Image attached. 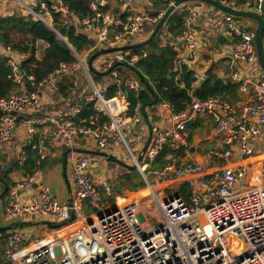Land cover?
<instances>
[{
    "label": "built area",
    "instance_id": "2783aa9c",
    "mask_svg": "<svg viewBox=\"0 0 264 264\" xmlns=\"http://www.w3.org/2000/svg\"><path fill=\"white\" fill-rule=\"evenodd\" d=\"M142 1L150 6L165 2L167 7L154 14L133 6L134 0H91V14L79 18L63 0H13L24 15L57 32L67 42L76 61L61 63L36 84L34 76H30L36 87L29 90L25 72L22 73L20 56L23 55L0 43V51L6 55L11 68L10 76L20 86L19 92L0 97V147L10 143L19 125L24 123V146L37 140L38 162L46 161L51 144L60 140L70 150L71 171V193L65 201L57 198L37 170L11 181L5 215L16 225L35 218H53L56 224L65 226L72 221L74 213L73 221L83 224L74 235L48 241L34 238L24 226L6 233L0 231V249L5 246L9 264H264V167L257 168L248 162L229 165L233 158L252 156L256 140L264 138V72L233 71L232 81L249 86L252 91L253 98L242 105H234L216 95L202 99L193 92H189L191 101L181 111H174L169 103L161 102L168 122L162 125L150 120L152 138L139 161L135 150H140V132L148 123L140 104L129 114L127 98L128 90L139 92L145 86L132 70L139 55L132 53L133 49L101 55L98 65L93 62L95 71L101 75L96 79L87 56L79 54L56 28L55 15H58L64 25L90 34L94 38L91 52L121 47L136 43L135 37L149 30L152 32L166 10L175 6V11L184 15L185 24V32L175 39L183 42L187 53L197 48L199 7L193 1L179 5H175V0ZM218 1L235 9L264 13V0H246L242 8L237 7L235 0ZM221 11L222 36L229 40L225 48L236 59L255 66L258 63L255 33L240 24L237 16ZM173 43L177 42L173 40ZM189 63L190 58L177 59V78L183 66L189 68ZM65 76L71 79V96L60 98L69 105L57 114H45V100L39 90L49 89L59 97ZM144 77L152 84L149 77ZM194 78L200 80L201 74L194 72ZM112 85L117 87L114 98L107 97ZM75 97L81 101L74 103ZM84 107L96 112L88 121L78 120ZM103 117L106 119L101 120ZM205 117L215 123V133L221 138L222 146L210 149L207 161L186 160L191 151L189 125ZM81 137L91 139L96 149L116 159L124 154L130 157L131 165L136 166L161 212L158 226L147 229L149 225H145L146 218L136 199L122 204L117 200V205L111 203L112 185L107 179L99 180L92 172L97 161L95 156L74 149ZM24 146L17 160L19 164L27 160ZM165 147L186 155L154 166L153 162ZM251 171L257 174L253 177L256 179L253 186L246 181ZM163 182L178 183V193L161 194L156 185ZM184 186L188 188L187 197L181 193ZM86 209L96 212L86 215ZM28 240L33 246H22L21 254L16 257L15 247ZM235 241L242 247L240 250L233 247Z\"/></svg>",
    "mask_w": 264,
    "mask_h": 264
},
{
    "label": "trees",
    "instance_id": "16d2710c",
    "mask_svg": "<svg viewBox=\"0 0 264 264\" xmlns=\"http://www.w3.org/2000/svg\"><path fill=\"white\" fill-rule=\"evenodd\" d=\"M68 6L69 10L75 13L79 18H85L91 14L90 2L91 0H63ZM231 1V0H227ZM236 4L243 6L246 0H235ZM167 4L165 2H158L154 6L153 13L165 9ZM11 13L0 16V43L3 46H10L13 51L24 55L22 60V69L25 72V80L27 88L33 90L37 83L46 78L51 72L57 70L61 63H74L76 57L68 46L67 42L59 36L57 32L46 26L43 22L33 20L32 17L24 15L18 7H12ZM56 28L61 35L67 37L68 41L73 45L76 51L83 55L84 50L89 49L94 44V38L84 32L78 31L75 26L64 25L61 18L55 15ZM185 32L184 15L173 11L167 18L164 26L159 30L156 37L146 46L134 48L132 53L138 54L139 58L132 66L133 72L146 79L144 76L150 78L152 84L147 83L157 92L160 97L159 102L169 103L174 111H181L187 107L191 101L189 92H196V96L205 99L209 96H220L231 102L230 95L239 87V83L233 81L224 82L221 79L209 74L207 78L200 85H196V79L193 76V70L183 66L179 78H177L178 71L175 70L176 61L179 53L174 45H164L162 43V35L171 34L173 38L179 37ZM149 30L147 34H151ZM138 38L137 42H142L146 39ZM150 36V35H149ZM41 41L45 43V48L42 56H37V44ZM136 42V43H137ZM99 49L91 53H97ZM91 57V56H90ZM96 79H100L101 75L93 71ZM124 73V72H123ZM11 75V68L8 65L6 55L0 51V97H9L13 93L20 91V86L13 80ZM30 76H34L35 82L30 80ZM33 82V83H32ZM71 79L68 76L63 78L60 84V92L58 94L64 97L71 96ZM117 87L112 85L107 97L114 98L116 96ZM127 98L129 101V114L134 113L138 104L143 106L153 100L151 90L148 88L142 89L139 92L132 90L127 91ZM76 101V102H75ZM79 101L74 100V103ZM232 103V102H231ZM1 114V112H0ZM96 112L93 108H85L78 120L90 119ZM105 120L103 117L101 120ZM199 121V119L197 120ZM88 123V122H86ZM190 129H196L194 123L189 125ZM192 135V131H191ZM37 140L31 144L24 146L27 153V160L24 164L18 162L14 164L18 169L25 173H33L41 169L43 164L39 163V156L37 153ZM184 152H174L165 147L163 151L156 157L153 162L154 166L161 165L168 161H173L179 157H184ZM12 169L2 168L0 165V182L9 186L12 180L10 174ZM146 184L139 171L127 170L120 177V184L118 189H128L130 191H137L145 188ZM114 190V187H113ZM8 191V190H7ZM117 192V191H116ZM181 193L187 197L188 188L183 187ZM115 194L110 197L111 203L115 200ZM90 215V214H88ZM5 246L0 249V264H9L5 257Z\"/></svg>",
    "mask_w": 264,
    "mask_h": 264
},
{
    "label": "crops",
    "instance_id": "0c3cea01",
    "mask_svg": "<svg viewBox=\"0 0 264 264\" xmlns=\"http://www.w3.org/2000/svg\"><path fill=\"white\" fill-rule=\"evenodd\" d=\"M195 5L199 7V22L197 25V32H198V44L197 48L193 50L191 53H187L185 46L184 45H179L178 43H173V36L170 34L162 35V43L164 45H174L175 49L178 51L179 56L178 58H183L187 57L190 58V63H189V68L193 70L194 72H198L201 74V78H204V80L207 78L209 74H212L214 77L223 80L224 82L226 81H232L231 79V74L233 73L234 70H238L240 72H247V73H252L255 71H263L262 66L259 62L258 58V63L254 66L252 64H249L246 61H241L239 59H236L232 55H223L221 53V48H225V44L229 41L225 37L222 36V30H223V13L220 9L212 6L211 4H208L206 2L202 1H193ZM136 8L139 9H145L150 12L154 10V6H150L149 4H146L145 1L142 0H137V3L134 4ZM12 7H15V4L13 0H0V16L7 15L11 11L10 9ZM242 8V6H237ZM245 10V8H243ZM249 10V9H247ZM250 11V10H249ZM264 17V13L260 14ZM238 22L244 27L248 28V30L253 31L256 35V29L258 27V22L257 20L252 18V21H249L248 19L246 20L245 23H242V21L238 20ZM252 26V27H250ZM151 35V34H149ZM147 34L146 38L149 37ZM144 35H139L135 37L134 42H137L138 38L143 39L145 37ZM264 39V36H263ZM264 43V40H263ZM218 47V48H216ZM257 50V48H256ZM258 54V53H257ZM258 56V55H257ZM24 55L20 56V58L24 59ZM97 61V65L100 63V59H94L93 62ZM95 65V63H94ZM96 66V65H95ZM176 66V65H175ZM264 72V71H263ZM194 76V74H193ZM104 81V79H103ZM199 80L196 81V85L198 84ZM234 82V81H233ZM237 83V82H236ZM40 94L43 95V99L45 100V114L48 115H53L57 114L59 112H62L69 104L67 100H63L62 98L55 96L52 92H50L49 89H41L39 90ZM79 94V91L77 92ZM77 95V94H76ZM230 98L232 99L231 102L234 105H242L248 101H250L253 98L252 91L249 86L242 85L239 83V87L237 88L236 91H233V93L230 95ZM74 100L81 101V99L76 97ZM147 113L149 115V118L151 121H153L154 117H156L158 120L155 122H159V124L164 125L165 122H168V115L166 114L165 110L163 109L161 102L154 106H149L147 107ZM194 126H196V129L192 130V138H191V151L189 154L185 156L186 160L189 161H198V162H204L208 160V152L212 148H220L222 146L221 144V138L216 135L215 133V123L212 121L211 118L205 117L199 119V121H196L194 123ZM141 135H140V145L139 149L142 150L145 146L148 136H149V128L148 126H145L143 130H141ZM19 140H16L18 139ZM144 139V140H143ZM26 142V127L24 124V127L20 128V125L18 127L16 135L13 137V139L8 143L6 146L0 147V159L1 158H8L11 157L12 154H15V150L20 152V150L23 148ZM58 148L62 149L64 153L60 156L58 152ZM64 148V149H63ZM255 153L246 158L242 159L239 157L233 158L230 162L229 165H236L241 162H248L251 163L252 165L260 164L263 165L264 160V138L260 140H256L255 143ZM74 149L76 151L85 153L86 150L90 151H95V152H101L98 149H96L95 143L89 139V138H78L75 144ZM78 152V153H79ZM49 155L52 154L55 158H59V160L55 161L54 163L51 164V166L46 169V172H49L48 174H51V172H54L52 170H60L61 172H64V165L65 162L67 164V171L69 170V153L70 150L65 148L63 145V142L58 140L55 141L51 144L49 148ZM67 153V154H66ZM91 154V153H90ZM64 155V156H63ZM92 155V154H91ZM97 161L93 165L92 172L96 175V177L99 180L103 179H110L111 177H108L106 172H107V167L103 163V158L104 156L98 155V154H93ZM92 155V156H93ZM64 159V160H63ZM108 159V158H107ZM1 161V160H0ZM14 162H12L13 164ZM15 163H17L15 161ZM45 163L41 168H43ZM122 168V167H121ZM18 169V168H17ZM124 170V171H123ZM123 170L120 169L119 173L120 176H122L126 169L123 168ZM43 180V182L49 186L55 187L56 188V195L58 193L57 187L53 184V182H49L45 180L44 174L45 172L42 169L37 170ZM12 172L15 173V171ZM11 172V173H12ZM22 173L24 174L25 172L22 170ZM57 173V172H55ZM67 173V172H66ZM23 176V175H22ZM66 179L68 182L70 179L68 178V173H67ZM108 177V178H107ZM119 177V176H118ZM13 180V179H12ZM11 180V181H12ZM67 182V181H66ZM11 183V182H10ZM167 183V182H163ZM161 183V184H163ZM170 184V183H169ZM71 185V184H70ZM160 185V184H159ZM68 186V184H67ZM158 186V185H156ZM4 185L0 182V198L3 196H7L8 191L3 193L4 191ZM8 190V189H7ZM69 193V189L67 191V195L64 198L63 201L67 200V196ZM63 197V196H62ZM58 198V197H57ZM118 202V201H117ZM117 202L114 200L112 202L113 204L117 205ZM7 203H4L1 207V212H0V231L2 232H9L10 230L14 228H18L20 226H24L27 231L31 232L32 236L35 238H41L45 240H51L59 236H68V235H74L78 231V227H76V232H65L64 235H60L61 233L64 232L65 227L72 225L76 223V221H71L69 224H66L65 226H54L55 220L53 218H35L39 219L40 222L38 224L34 222H27V223H19V224H14L9 221L7 216L5 215V205ZM49 221L50 224L48 223H41V221ZM30 224L31 227L28 228V225ZM43 224V225H41ZM47 224V225H45ZM39 232V234H38ZM42 232H44L42 234ZM40 233L42 235H40ZM31 240H28L25 243H20L15 247V256L18 257L21 254V249L22 246L24 248H30L33 246V243L30 242ZM46 241V240H45Z\"/></svg>",
    "mask_w": 264,
    "mask_h": 264
},
{
    "label": "rangeland",
    "instance_id": "374dc122",
    "mask_svg": "<svg viewBox=\"0 0 264 264\" xmlns=\"http://www.w3.org/2000/svg\"><path fill=\"white\" fill-rule=\"evenodd\" d=\"M136 3H137V0H134V4H136ZM247 19L249 21H252V18L243 17V16L238 17L237 16V21L240 20V21H242V23H245ZM250 27H252V26H250ZM148 38L149 37H147L146 39H148ZM45 46H46L45 43H43L41 41L38 42V44H37V49H38L37 50V56L39 58L42 56ZM94 54L95 53L92 54L91 51H89V49H86L83 52V55L87 56V60H89ZM98 58L102 59V58H100V56L97 57L96 59H98ZM94 63H95V65H97L98 62L95 61ZM93 74H94V72H93ZM157 120L158 119L156 117H154L152 123H155ZM21 127L22 128L24 127V123L20 124V128ZM16 140H19V138L16 139ZM143 147H144V145H143ZM141 151L142 150H135V152L137 154H140ZM58 152H59L60 156L64 153V151L62 149H60V148H58ZM19 155H20V152L15 150V154H12L11 157L1 158L0 159L1 160L0 161V165L2 166V168L8 169L10 167L11 169H13V171H15V173L12 172L10 174V176H11V178L13 180H18V179H20L22 177V175H24L22 173V170L17 169V167L14 165V164H16L15 161L17 162V160L19 158ZM102 158H103V161H104L103 163L107 167L106 174H107L108 177H111L110 179H108V181L112 185V187H114L113 193L115 194V196H114L115 197V201L118 200L119 204H122L121 202H123V203L124 202H128V200L130 201V200H135L136 199L137 201H140V204H141L140 209H141V211L143 212V214H144V216L146 218L144 220V223H145V225L146 224L149 225L147 227V229H150L151 226H158V224L160 223V221L162 219L161 212L158 210L156 204L153 203V200H152V197H151V192H149L147 186H145V188L138 189L137 191H130L128 189H122L120 191L118 189V187H117V185L120 184V177H121L120 174L122 173V172L119 173L120 169L123 170V168H125L126 171L127 170H129V172L131 171V169H129L127 167V165H131L130 157L127 154H124V155L118 157L117 160L119 162L109 160L106 157H102ZM57 160H59V158H55L54 156H52V154L49 155L48 159L45 161L44 167L41 168V169L45 172V174H44L45 180H47L49 182H53V184L57 187V189H58L57 197H58L59 200L63 201L64 198L66 197L67 191H68V186H67L66 177H65L64 172H61L60 170H52L54 172H51V174H48L49 172H46L47 167L49 168L51 166V164L54 163ZM12 162H14V163L12 164ZM261 162H263V167H264V160L261 161ZM256 167L260 168V164L259 165L256 164ZM55 172H57V173H55ZM67 173H68V176H69L68 178L70 179V174H71L70 168L67 171ZM256 176H257V174H254L253 171H251L249 173V175H248V177L246 179V181H247L249 186H253L254 185V182H256V179L254 180L253 177H256ZM263 176H264V172H263ZM246 181L244 180L242 182V184H245ZM158 188L160 189L161 194L166 193V195L169 194V195L174 196V195H176L178 193L179 186H178V183H174V184L163 183V184H160V185H158L156 187V189H158ZM7 198H8V194H7V196L5 195V196L0 198V212H1V207H2V205H4V203L6 202ZM94 212H96V211H93L92 209L84 210V214H86V215L92 214ZM31 222H34V223L38 224L40 222V220L39 219H34ZM82 224L79 225L78 227L82 226ZM27 225H28V228L31 227L30 224H27ZM74 226L75 225H73L72 227H74ZM76 230H77L76 228L75 229H71V230H69V233L70 232L75 233ZM43 233L44 232H42V234ZM38 234H39V232H38ZM42 234L40 233V235H42ZM235 243H237V241H235Z\"/></svg>",
    "mask_w": 264,
    "mask_h": 264
},
{
    "label": "water",
    "instance_id": "95a60500",
    "mask_svg": "<svg viewBox=\"0 0 264 264\" xmlns=\"http://www.w3.org/2000/svg\"><path fill=\"white\" fill-rule=\"evenodd\" d=\"M185 1H202V2H206L208 4H211L212 6L220 9V10H223L225 11L226 13H230V14H233L235 16H243V17H249V18H253L255 20H257L258 22V27L256 29V35H255V44H256V48H257V53H258V58H259V62L262 66V69L264 71V43H263V36H264V17L262 15H260L259 13H256L254 11H249V10H240V9H235L233 7H230V6H226L224 4H222L221 2H219L218 0H175V5H179L180 3H183ZM175 10V6H171L169 7L164 16L161 18V20L159 21V23L156 25V27L154 28V30L152 31L151 35L149 36L148 39L142 41V42H137V43H133V44H129V45H126V46H121V47H111V48H101L100 50H98L97 53H95L89 60H88V64H89V67L92 71H95L94 67H93V61L95 58L103 55V54H107V53H111V52H114V51H118V50H128V49H134V48H137V47H141V46H146L148 45L150 42L153 41V39L156 37V35L158 34L159 30L164 26L168 16ZM175 42H177L179 45H182L183 42L182 41H178L177 39H174ZM218 48V47H216ZM221 53L223 55H233L232 52L228 51L226 48H221ZM22 73H24V70H22ZM107 72H103L102 74H106ZM142 81L145 83V88H148L151 90V93H152V96H153V100L149 103H145L143 104L142 106V114L145 118V120L147 121L148 123V128H149V136H148V140L144 146V148L142 149V151L140 152L139 154V161L142 159L146 149L148 148V145L151 141V138H152V132H151V122H150V118H149V115L147 113V107L149 106H154L156 104L159 103V100H160V97L159 95L157 94V92L147 83V80L144 79L142 77ZM204 81V78H201L198 82V84L200 85L201 83H203ZM143 87V89H145ZM193 95H196V92L194 91L193 92ZM85 153H91V154H98V155H101V156H104L106 158H108L109 160H112V161H117L119 162L113 155H110L106 152H95V151H90V150H86ZM67 154V153H66ZM127 167L131 170H135L136 169V166L134 165H127ZM67 164L65 162V165H64V174L65 176H67ZM67 178V177H66ZM67 181V184H68V189H69V193H71V187H70V183L68 182V180L66 179ZM8 189V186L5 185V188H4V191L3 193H5ZM52 192L54 194H56V188L55 187H52ZM75 219V214L73 213L72 215V220ZM48 223L50 224L49 221H41V223ZM60 224H54V226H59Z\"/></svg>",
    "mask_w": 264,
    "mask_h": 264
},
{
    "label": "bare ground",
    "instance_id": "6f19581e",
    "mask_svg": "<svg viewBox=\"0 0 264 264\" xmlns=\"http://www.w3.org/2000/svg\"><path fill=\"white\" fill-rule=\"evenodd\" d=\"M121 203H123V202H121ZM205 224H206V223H205ZM73 225H75V226L72 227ZM73 225L66 226L64 232L61 233L60 235H64L65 232H68V231L71 230V229H75L76 227H78V226L81 225V224L79 223V221H76V223H74ZM71 227H72V228H71ZM45 240L48 241L47 238H46ZM45 240H44V241H45ZM51 240H52V239H51ZM234 244L236 245V246H233L235 249L240 250V249L242 248L241 246L238 245V243H235V242H234Z\"/></svg>",
    "mask_w": 264,
    "mask_h": 264
}]
</instances>
